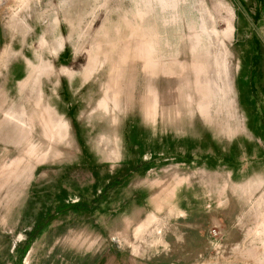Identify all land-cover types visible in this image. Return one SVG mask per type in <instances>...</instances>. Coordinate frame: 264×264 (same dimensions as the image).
<instances>
[{
	"label": "rangeland",
	"instance_id": "1",
	"mask_svg": "<svg viewBox=\"0 0 264 264\" xmlns=\"http://www.w3.org/2000/svg\"><path fill=\"white\" fill-rule=\"evenodd\" d=\"M107 256L264 264V0H0V264Z\"/></svg>",
	"mask_w": 264,
	"mask_h": 264
},
{
	"label": "trees",
	"instance_id": "2",
	"mask_svg": "<svg viewBox=\"0 0 264 264\" xmlns=\"http://www.w3.org/2000/svg\"><path fill=\"white\" fill-rule=\"evenodd\" d=\"M150 158H152V155L150 156ZM150 162L151 161H147V162H144L143 160H142V158L141 159H138V164H140V165H138V166H136V167H131V168H129L130 166H129V164H126L127 162L125 161V162H123L122 163V165H121V168H119L118 169V171H116L115 173H114V176H113V174L111 175V177H110V180H109V182L107 183V185L106 186H114V185H117L118 183H120V182H123V181H128L130 178V176H131V173L133 172V169H135V170H139L140 168H142L141 170H140V172L138 173V174H142L143 173V170H145V168H144V166L145 167H148L149 166V164H150ZM131 165V164H130ZM148 165V166H147ZM151 165H152V163H151ZM125 167H127V172H128V174H130V176L129 175H127V174H124V175H121V172H123L124 171V169H125ZM147 169V168H146ZM133 174V173H132ZM125 183V182H124ZM102 193V192H101ZM54 202L55 203H52L54 206H55V204H57L56 205V208H57V212L56 213H53V212H50V213H52L50 216L48 215V218H47V222H45V221H41V222H38L37 224H34V226L32 227V229L30 230V231H27L26 233H25V235H26V239H25V242H26V244H25V247H24V251H23V253L21 254V256L20 257H24L26 254H27V252H28V249H29V247H30V244L33 242V240L35 239V237L37 236V235H39L38 233L42 230V229H44L46 226H47V224H48V221H49V219H51V221H52V217H55L56 215L55 214H57V215H60V216H62V215H64L65 213H68L69 212V209H71V208H74V209H76L79 205H81V203H76V204H65L63 201L62 202H57L56 200H54ZM50 204V203H49ZM85 208H87V206L85 207ZM85 208H78V210H80V211H77V212H81V213H83V212H85V213H90L91 212V210L90 211H86V210H84ZM50 221V222H51ZM17 248V245H15V247H14V249H16ZM21 260V259H20ZM20 260H19V263H20ZM18 263V264H19Z\"/></svg>",
	"mask_w": 264,
	"mask_h": 264
},
{
	"label": "crops",
	"instance_id": "3",
	"mask_svg": "<svg viewBox=\"0 0 264 264\" xmlns=\"http://www.w3.org/2000/svg\"><path fill=\"white\" fill-rule=\"evenodd\" d=\"M115 260H116L115 256H107L103 261H101V264H115L116 263Z\"/></svg>",
	"mask_w": 264,
	"mask_h": 264
},
{
	"label": "built area",
	"instance_id": "4",
	"mask_svg": "<svg viewBox=\"0 0 264 264\" xmlns=\"http://www.w3.org/2000/svg\"><path fill=\"white\" fill-rule=\"evenodd\" d=\"M214 231V230H213Z\"/></svg>",
	"mask_w": 264,
	"mask_h": 264
}]
</instances>
